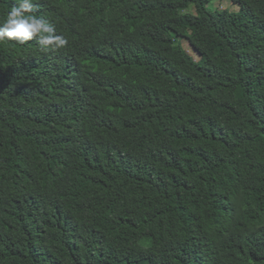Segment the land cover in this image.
I'll use <instances>...</instances> for the list:
<instances>
[{"label": "trees", "instance_id": "16d2710c", "mask_svg": "<svg viewBox=\"0 0 264 264\" xmlns=\"http://www.w3.org/2000/svg\"><path fill=\"white\" fill-rule=\"evenodd\" d=\"M211 2L35 0L67 44L0 43V264H264V0Z\"/></svg>", "mask_w": 264, "mask_h": 264}, {"label": "clouds", "instance_id": "9594fccd", "mask_svg": "<svg viewBox=\"0 0 264 264\" xmlns=\"http://www.w3.org/2000/svg\"><path fill=\"white\" fill-rule=\"evenodd\" d=\"M35 0H16L15 6L0 20V43L15 40L20 44L34 38L42 51L62 48L67 40L55 34V29L45 20L32 14Z\"/></svg>", "mask_w": 264, "mask_h": 264}, {"label": "rangeland", "instance_id": "374dc122", "mask_svg": "<svg viewBox=\"0 0 264 264\" xmlns=\"http://www.w3.org/2000/svg\"><path fill=\"white\" fill-rule=\"evenodd\" d=\"M209 7L212 8L213 10L225 9L230 14H236L238 12V5L236 4L235 0H212V2L209 4ZM190 11L193 12V9L191 8ZM181 44H183V46L186 47L184 49L188 51V53L192 54L194 57L196 56V58L199 57L196 53H194V50L192 49V47L190 46L187 40L182 41ZM133 264H146V263L138 262V263H133Z\"/></svg>", "mask_w": 264, "mask_h": 264}]
</instances>
